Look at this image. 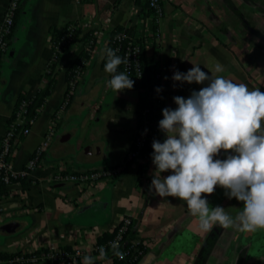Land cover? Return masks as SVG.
Instances as JSON below:
<instances>
[{
	"label": "crops",
	"instance_id": "obj_1",
	"mask_svg": "<svg viewBox=\"0 0 264 264\" xmlns=\"http://www.w3.org/2000/svg\"><path fill=\"white\" fill-rule=\"evenodd\" d=\"M9 1L0 0V20ZM221 4V0H164V15L156 22L144 0H23L8 52L0 61V140L19 99L35 98L49 84L52 31L70 25L82 27L81 35L56 64V85L39 111L31 134L15 151V170L24 167L54 127L57 110L68 96L67 71L79 58L86 57L83 52L89 47L90 52L87 51L84 81L72 93L63 117L57 121L53 141L40 165L26 181L12 184L7 194L0 196V254L14 256L0 260V264H17L12 261L18 256L65 247L82 250L84 256L94 258L95 264H112L111 258L99 259V253L92 250L125 217L132 218L137 237L146 244L147 254L140 264H195L198 249L204 244L195 242L200 231L197 219L179 198L159 197L149 189L142 198L136 187L138 160L128 166V173L118 183L88 193L73 183L59 182L57 172L115 167L131 151L136 136L138 92L113 91L107 86L110 78L102 67L106 57L102 51L119 28L134 40H144L148 59L157 63L161 71L166 108L178 107L173 97L187 99L193 91L207 86V82L189 84L172 79L176 70L186 73L192 64L213 77L223 76L264 92L263 64L252 62L245 49L240 48L241 57L236 49L222 43ZM88 33L95 40L91 46ZM217 63L223 66V72H215ZM62 125L63 131L58 135ZM99 126L104 128L101 138ZM77 127L81 130L79 135ZM161 133L165 140L166 134ZM76 137L81 148L82 144H90V149L81 154L79 146H75L71 155L61 146ZM96 202L105 204L103 212L94 215L93 210H85ZM10 223L18 224L12 232L3 229ZM213 255L207 264H215ZM83 257L77 264H83ZM239 259L240 254L237 264L244 261L245 255L240 263Z\"/></svg>",
	"mask_w": 264,
	"mask_h": 264
},
{
	"label": "clouds",
	"instance_id": "obj_2",
	"mask_svg": "<svg viewBox=\"0 0 264 264\" xmlns=\"http://www.w3.org/2000/svg\"><path fill=\"white\" fill-rule=\"evenodd\" d=\"M118 50L107 48L105 72L112 74L107 86L117 93L132 89L134 81L125 72H118L128 63L117 55ZM186 73L176 70L174 81L204 84L189 98L173 97L176 109L164 108L159 128L166 134L163 143L154 140L152 147L153 175L150 191L159 197H174L185 201L197 227L210 232L214 226L234 228L241 232L264 229V92L249 89L245 83H235L223 76H211L198 65ZM221 64L215 72H223ZM167 79V77H165ZM162 89L157 88V92ZM221 151L231 153L217 159ZM172 174L162 177L161 173ZM219 186L225 195L243 203L235 217L223 207H211L206 198ZM113 255L123 259L119 242H111ZM107 257L99 249V259ZM83 264H95L85 255Z\"/></svg>",
	"mask_w": 264,
	"mask_h": 264
},
{
	"label": "built area",
	"instance_id": "obj_3",
	"mask_svg": "<svg viewBox=\"0 0 264 264\" xmlns=\"http://www.w3.org/2000/svg\"><path fill=\"white\" fill-rule=\"evenodd\" d=\"M148 5V9L154 13L155 21H159L164 15V0H144ZM23 0H10L9 4L4 12L3 17L0 20V61L2 57L8 52L10 38L13 34L18 12L20 10ZM80 25H70L67 27V32L56 38L51 37V44L53 49V57L50 65H56L61 61L65 54L66 46L74 39L73 34L75 31L80 30ZM95 40L91 41L90 46L93 45ZM109 44V43H108ZM146 46L144 40H134L128 36L125 31L117 33L112 40L113 50H118L117 55L122 59H128V63L121 64L123 72H125L130 79L134 81V84L140 83L144 78L143 67H142V54L143 49ZM108 48V46H107ZM90 47L87 49L88 52ZM88 64L86 57L79 58L78 63L72 70V78L68 83L70 88L67 94V99L62 106L57 110V114L54 119V127L46 134L45 139L42 143L37 146L34 153L28 162L24 165L21 170H15L12 163L13 156L15 154L18 145L23 138H27L32 131V126L35 123V119H29L28 113L31 104V98L21 97L17 102V106L14 110L12 117L10 118L6 133L0 140V182L9 188L14 183H21L26 181L29 174L34 171L41 163L44 153L50 147L58 120L63 117L66 107L70 101L72 93L77 89L81 83L84 75V69ZM161 74L157 75L158 79H161ZM72 90V91H71ZM159 106V103L156 104ZM149 113V110H147ZM153 125L149 122H145L142 130L136 134L133 141V150L130 151L125 162L111 168H104L101 170L91 172H72L66 171V174L59 170L57 172V180L67 181L75 184L83 190V192H90L94 188L107 185L111 183L114 178L121 174V172L127 167L129 162H135L139 157L146 159L143 156V148L154 133ZM157 132V131H155ZM134 222L131 217H125L118 228L115 237L112 240L107 241L105 244L97 243L93 250L99 253V249L103 247L106 252L111 248V242L118 241L119 247L123 245L124 235L132 228ZM140 245L146 249V244L143 240L138 239L133 242L129 249L124 252V257L121 259L120 264H132L137 260V257L142 256L144 250L140 249ZM130 250H134V253L129 261L124 259L129 256ZM84 256V252L80 249H61V250H43L40 252L31 253L25 256H18L12 262L17 264H27L38 261H46L52 264H77ZM124 260V261H122ZM113 264V260H112Z\"/></svg>",
	"mask_w": 264,
	"mask_h": 264
},
{
	"label": "rangeland",
	"instance_id": "obj_4",
	"mask_svg": "<svg viewBox=\"0 0 264 264\" xmlns=\"http://www.w3.org/2000/svg\"><path fill=\"white\" fill-rule=\"evenodd\" d=\"M221 1L222 4L220 6L219 12L221 16L220 36L222 37V39H224L222 40V43L228 45L229 49H236L238 53L241 55V57L242 54L240 53V48L245 49L248 53V56H250V58L253 59L252 62L259 61L260 64H263L262 68H264V18L260 14L262 13L261 12L262 9L260 7L261 5L264 6V0H254L251 2L247 0H233L236 6L238 7V9L241 11L242 17L245 18V22L231 12L225 0H221ZM256 31L259 32L262 35V37L256 35L255 34ZM251 48L253 49V51H250ZM87 69H88L87 67L84 69V75L82 79L83 81L87 73ZM254 74L257 75L255 71ZM63 127L64 125L61 126L58 135H60V133L63 131ZM76 129H77V135H79L81 130L78 127ZM96 129L97 128H95V130ZM99 129H101L100 130V138H101L102 137L101 133L102 131H104V128L102 127ZM161 137L163 143L164 142L163 133H161ZM59 141L61 145L62 143L61 137ZM62 145L63 146L61 147L65 148V150L69 152L71 155H72V147L79 146L78 151L81 154L85 153L87 149L90 147V144H82L83 148H81L77 137L73 141L71 140L70 142ZM94 147L96 146H93V148ZM228 154L231 153H225L221 151L220 155L217 156L216 158L226 159ZM137 160H138L136 162L137 169L141 167L143 169V173L141 175L138 174L139 180L137 181L136 187L140 192V196L143 198L147 195L148 189L151 186L150 183L152 182L153 175L156 170V166L153 164V161L147 162L146 159L141 157H139ZM104 162L111 163L109 162V160H106ZM168 174H172L170 170L166 172H162L161 176L164 177L165 175ZM150 192L155 193V190L153 189ZM225 192H226L225 189L217 186L215 192L211 195H207L206 198L211 207H216V206L223 207L226 212H228L230 215L235 217L238 212L242 211L243 203L235 198L229 199L225 195ZM181 202L184 204L185 201L181 200ZM215 227L216 226H214L213 229ZM211 231L207 233L199 231L195 239L196 244L202 246V244L209 236ZM182 239L184 240V238ZM200 248L198 249L197 256L199 255V252L201 250ZM243 250H245V259L241 264H263L264 263V229H258L257 231L254 232H247V231L241 232L234 228L226 229L225 232L222 234L221 239L214 251L213 257L215 259V264H237V259L239 257V254Z\"/></svg>",
	"mask_w": 264,
	"mask_h": 264
},
{
	"label": "trees",
	"instance_id": "obj_5",
	"mask_svg": "<svg viewBox=\"0 0 264 264\" xmlns=\"http://www.w3.org/2000/svg\"><path fill=\"white\" fill-rule=\"evenodd\" d=\"M247 1H254V0H247ZM228 7L237 15V17L241 18L245 22V18L242 17L241 11L238 9L236 4L233 2V0H226ZM148 7V5H147ZM262 9L261 16L264 18V6L261 5L260 7ZM153 16L154 13L149 10ZM67 28L63 30H53L52 31V37L56 38L58 36H61L65 34L67 31ZM122 32V29L119 28L116 31H114L109 39L108 48H112V40L114 36ZM259 37H262V35L256 31L255 33ZM81 35V29L75 31L73 34L74 39L66 46L65 53L71 48V46L75 43L76 39ZM90 36V33L87 34V37ZM94 38L91 36L89 37L88 42L90 43L93 41ZM145 47L143 49L142 54V67H143V73L144 78L140 83L134 84L132 89H124L127 91H136L138 92V102H137V116H136V134H138L145 122H149L153 125V134L149 137L147 140L144 148H143V156L146 158L147 162L152 161V154L154 152V149L152 147V143L154 140H158L162 143V137H161V130L159 128V121L162 120V110L166 108V101L167 96L163 90L162 87V80L157 78V75L161 74L160 69L158 68L157 63H155L152 60H149L146 53H145ZM84 56H88V52H83ZM62 59V58H61ZM79 60V59H78ZM78 60L75 62L73 66H71L70 70L67 72V79L68 81L72 78V70L78 63ZM107 62V57H105L103 62V69L105 70V64ZM55 69L56 66L52 65L49 72V84L38 93V95L35 98L31 99L30 109H29V119H37L39 115V111L41 108L45 105L47 98L51 95L52 90L54 89L56 85V77H55ZM118 72H123L122 66L120 65L118 68ZM109 78L111 79L112 74L108 73ZM157 88L162 89L160 92H157ZM70 88L68 87L67 94L69 93ZM72 97V96H71ZM71 99V98H70ZM70 102V101H69ZM159 103V106H156V104ZM69 104V103H68ZM147 110H149V113H147ZM157 131V132H155ZM26 138H23L21 141L24 142ZM131 150H133V146L131 147ZM131 164V162L128 163L127 167L121 172L120 175H118L114 180L111 182V184L118 183L121 178L128 173V166ZM143 173V169L139 167L138 174L141 175ZM24 182V181H23ZM7 194V188L0 182V196ZM118 228H115L112 233L104 234L103 238L99 240L100 244H105L107 241L112 240L116 233ZM226 229L216 226L209 236L206 238L199 255L196 258L195 264H207L208 261L211 259L212 254L214 253L215 248L217 247L222 234L224 233ZM138 230L135 227V224L132 226V228L124 235L123 239V245L119 247V251L124 253L127 249L130 248V246L133 244L134 241L138 240L137 237ZM142 240V239H141ZM63 249H68L67 247ZM140 249L144 250V253L142 256L137 257V260L133 262L132 264H140L145 255L147 254V248L145 249L144 246L140 245ZM129 256L125 258V261H129V258L132 257L134 250H130ZM245 250H243L240 253V259L239 263L244 259ZM107 257L111 258L113 260V264H120L121 259L115 255H113L112 249H109L107 252ZM14 258L13 255H1L0 254V260H7ZM122 260V261H124ZM264 264V263H263Z\"/></svg>",
	"mask_w": 264,
	"mask_h": 264
},
{
	"label": "water",
	"instance_id": "obj_6",
	"mask_svg": "<svg viewBox=\"0 0 264 264\" xmlns=\"http://www.w3.org/2000/svg\"><path fill=\"white\" fill-rule=\"evenodd\" d=\"M105 204L103 202H96L95 204L85 208L89 209V210H93L94 211V215L100 214L101 212H103V210L105 209ZM1 215V213H0ZM18 227L17 223H10L7 224L3 227L4 230L8 231V232H12L14 231L16 228Z\"/></svg>",
	"mask_w": 264,
	"mask_h": 264
}]
</instances>
